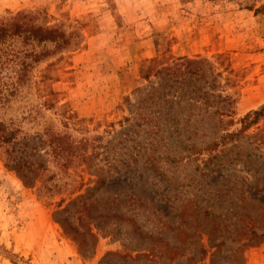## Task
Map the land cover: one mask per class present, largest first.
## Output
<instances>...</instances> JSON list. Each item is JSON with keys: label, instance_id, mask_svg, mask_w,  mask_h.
<instances>
[{"label": "rangeland", "instance_id": "rangeland-1", "mask_svg": "<svg viewBox=\"0 0 264 264\" xmlns=\"http://www.w3.org/2000/svg\"><path fill=\"white\" fill-rule=\"evenodd\" d=\"M17 20L77 44L0 37V264H264V0H0ZM155 56L208 60L213 96Z\"/></svg>", "mask_w": 264, "mask_h": 264}, {"label": "trees", "instance_id": "trees-1", "mask_svg": "<svg viewBox=\"0 0 264 264\" xmlns=\"http://www.w3.org/2000/svg\"><path fill=\"white\" fill-rule=\"evenodd\" d=\"M32 13L30 12V15ZM25 15H28V13L22 14L21 17H25ZM15 18V17H14ZM10 32V33H9ZM8 34H15L19 37H23L25 39H33L39 42L44 41H60L62 45L64 46H73L77 44L76 42L71 41L62 31L60 28L51 26V25H42L41 23H33L32 21H27L26 24L19 23L18 20L15 23H11L10 25H6L5 23H0V37H8ZM209 72V73H208ZM214 72L212 64L203 58H190L186 56H180V57H172L168 60H161L158 56L152 57L150 59H146L142 65V77L145 79H148L155 75H160L161 77H168L169 79H174L178 81L181 77L182 79L188 77L189 79L192 78L194 80L195 78L202 81V83L206 86V83L209 81L211 83L208 84L209 89L204 88L201 83H198V88H193L195 94L205 95L207 99L211 96H213L214 88L211 86L213 85V81L215 78L212 77V79L208 80V76H211ZM219 72L215 73V76L218 75ZM214 76V77H215ZM177 91V94L180 95V97L187 95L188 91L185 90L183 87H180L178 89H175ZM174 90V91H175ZM217 96H221V94H217ZM229 99V97L226 95L223 97V99ZM215 112H219L220 114L229 115L231 113L230 107H222L221 109H216ZM260 115H264V106L258 110H254L253 112L246 113L243 117L240 118V121L244 128L250 127L253 123L257 122L258 117ZM232 119L229 118L226 123L230 125L232 122ZM226 126V125H225ZM224 133L220 136L219 140H213L211 143H209L205 148L213 149V147L218 146L220 143L225 140L228 136H233L234 134L239 133L240 131H229V129L226 127L224 128ZM262 143H264V139H261ZM21 173V172H20ZM22 178L25 181V174L21 173ZM41 180V179H40ZM42 184L37 186V189H41V187H44L43 180ZM75 190L72 189L70 193H73ZM52 196V195H51ZM64 202V198H61L57 205H61ZM256 233L252 232V236H254ZM259 237H262L264 240V232L259 235ZM9 257V255H8ZM11 258V257H10Z\"/></svg>", "mask_w": 264, "mask_h": 264}]
</instances>
